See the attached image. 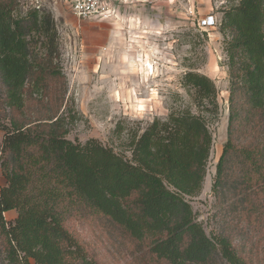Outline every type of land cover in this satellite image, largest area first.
<instances>
[{
  "label": "trees",
  "instance_id": "trees-1",
  "mask_svg": "<svg viewBox=\"0 0 264 264\" xmlns=\"http://www.w3.org/2000/svg\"><path fill=\"white\" fill-rule=\"evenodd\" d=\"M18 8V0H0V80L12 114L1 150L7 185L0 190V240L9 264H97L66 226L86 214L146 243L157 262L251 264L229 235L210 237L186 199L200 194L207 173L208 124L219 114L214 81L188 72L183 87L200 113L173 111L155 120L132 138L130 160L96 139L71 141L58 112L27 118L29 102L62 104L66 76L52 13L31 9L19 16ZM220 31L231 34L225 41L231 96L213 190L220 193L238 168L235 183L253 227L264 215V0H240L224 12ZM248 134L251 140H239ZM10 211L18 213L11 223Z\"/></svg>",
  "mask_w": 264,
  "mask_h": 264
},
{
  "label": "rangeland",
  "instance_id": "rangeland-1",
  "mask_svg": "<svg viewBox=\"0 0 264 264\" xmlns=\"http://www.w3.org/2000/svg\"><path fill=\"white\" fill-rule=\"evenodd\" d=\"M240 0H150L113 20L79 21L65 0H18L17 14L40 7L52 13L58 31L60 66L66 76L62 104L55 99L30 103L28 119L58 112L67 138L85 144L91 139L132 158L131 141L155 121L174 112L200 113L183 87L184 76L196 72L217 87L219 114L209 120L213 145L200 194L187 197L198 222L210 237L229 235L232 245L251 264H264V215L250 227L246 197L238 168L222 191L213 187L217 164L228 140L231 76L225 41L220 31L224 12ZM213 15L215 28L202 29L201 19ZM149 62V63H148ZM0 80V190L7 185L1 164L4 128L11 111ZM205 114V113H203ZM209 116V115H208ZM245 135L239 140H251ZM244 201V202H242ZM245 203V204H244ZM264 207V198L261 199ZM18 213L5 214L7 222ZM97 264H165L153 260L146 243L134 241L108 220L95 215L72 216L66 223ZM0 264H9L0 240Z\"/></svg>",
  "mask_w": 264,
  "mask_h": 264
},
{
  "label": "built area",
  "instance_id": "built-area-1",
  "mask_svg": "<svg viewBox=\"0 0 264 264\" xmlns=\"http://www.w3.org/2000/svg\"><path fill=\"white\" fill-rule=\"evenodd\" d=\"M73 15L79 21L88 20H113L122 16L132 7L150 0H65ZM34 9L41 10L40 7ZM218 20L215 16H207L199 22L202 29L215 28Z\"/></svg>",
  "mask_w": 264,
  "mask_h": 264
},
{
  "label": "bare ground",
  "instance_id": "bare-ground-1",
  "mask_svg": "<svg viewBox=\"0 0 264 264\" xmlns=\"http://www.w3.org/2000/svg\"><path fill=\"white\" fill-rule=\"evenodd\" d=\"M149 63V62H148Z\"/></svg>",
  "mask_w": 264,
  "mask_h": 264
}]
</instances>
